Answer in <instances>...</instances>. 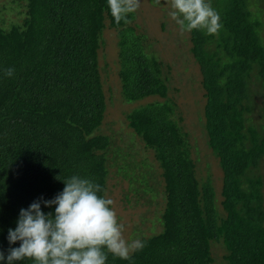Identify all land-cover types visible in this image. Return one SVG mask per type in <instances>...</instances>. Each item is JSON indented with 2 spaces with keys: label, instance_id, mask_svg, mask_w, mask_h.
Segmentation results:
<instances>
[{
  "label": "trees",
  "instance_id": "trees-1",
  "mask_svg": "<svg viewBox=\"0 0 264 264\" xmlns=\"http://www.w3.org/2000/svg\"><path fill=\"white\" fill-rule=\"evenodd\" d=\"M0 1L23 10L18 20L0 18V69L14 70L11 77L0 73V252L9 247L6 230L18 210L51 198L66 177H87L104 196L109 179H128L118 163L126 152L121 139L99 132L106 97L98 51L103 32L112 30L119 98H154L125 115V143L138 141L149 152L138 162H147L163 211L161 232L139 236L144 247L128 260L108 254L105 264H214L211 242L221 264H264V0H211L221 28L187 32L218 188L196 175L195 145L168 98L170 66L146 51L135 13L128 23H113L105 0Z\"/></svg>",
  "mask_w": 264,
  "mask_h": 264
},
{
  "label": "rangeland",
  "instance_id": "rangeland-1",
  "mask_svg": "<svg viewBox=\"0 0 264 264\" xmlns=\"http://www.w3.org/2000/svg\"><path fill=\"white\" fill-rule=\"evenodd\" d=\"M163 1V6L158 7L151 4L150 0H141L132 24L136 26V32L143 35L142 41L144 40L143 43L148 54L162 62L164 66H170L171 70L167 77L168 98L177 106L176 115L182 118L180 124L188 133L189 143L195 145L196 150L191 152V155L196 175L201 178H205L207 175L218 188L220 171L217 168V161L210 157L209 151L206 149V137L201 129L200 116L203 108V96L199 87L198 67L187 52L188 33L178 32L175 23L167 16V0H161V3ZM12 7L14 6L0 1V18L2 20L17 19L16 12L23 11L22 8L12 10ZM102 40L103 46L101 45L98 51V66L106 97V110L99 132L106 136H119L118 138L121 139L122 147L120 148H125L126 152L120 150L122 162L118 163L122 168L121 173L128 178L127 180H119L116 177L109 179L106 197L113 201L111 207L116 213L118 222L123 225L122 235L126 240L136 236L156 235L161 232L160 212L163 211L161 204L158 207L157 203V200L160 202L159 187L156 180H148L150 170L147 162L145 160L138 162L143 160L144 156L149 157V152H143L138 141L134 140L136 146L133 143H125L131 140L127 133L125 115L132 108L152 102L154 98L138 103L121 101L117 77L118 49L114 32L105 30ZM137 152H140V156L136 155ZM137 165V169L134 170ZM116 176L122 178L119 174ZM131 179L135 180L131 181ZM135 196L141 198L135 200ZM152 204H156V210ZM215 244L210 243L211 258L214 264H221L220 252Z\"/></svg>",
  "mask_w": 264,
  "mask_h": 264
},
{
  "label": "clouds",
  "instance_id": "clouds-1",
  "mask_svg": "<svg viewBox=\"0 0 264 264\" xmlns=\"http://www.w3.org/2000/svg\"><path fill=\"white\" fill-rule=\"evenodd\" d=\"M141 0H105L113 23H128ZM163 6L161 0H150ZM167 16L180 33L193 30L216 34L220 16L211 0H167ZM11 66L0 69L5 77L13 75ZM63 187L51 198L39 197L20 208L15 226L6 230L9 247L0 252V264H105L107 255L128 260L144 247L139 237L126 240L123 225L111 207L113 201L101 195L93 180L72 174L61 180ZM41 205L50 211H42ZM18 242V246L13 247Z\"/></svg>",
  "mask_w": 264,
  "mask_h": 264
}]
</instances>
